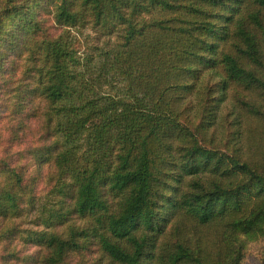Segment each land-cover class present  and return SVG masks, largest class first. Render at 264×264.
<instances>
[{
	"label": "trees",
	"instance_id": "obj_1",
	"mask_svg": "<svg viewBox=\"0 0 264 264\" xmlns=\"http://www.w3.org/2000/svg\"><path fill=\"white\" fill-rule=\"evenodd\" d=\"M23 8L0 29V264H231L264 220V0ZM74 29L112 46L82 57Z\"/></svg>",
	"mask_w": 264,
	"mask_h": 264
},
{
	"label": "rangeland",
	"instance_id": "obj_2",
	"mask_svg": "<svg viewBox=\"0 0 264 264\" xmlns=\"http://www.w3.org/2000/svg\"><path fill=\"white\" fill-rule=\"evenodd\" d=\"M35 3L36 0H0V29L3 31H6L8 29L12 30V27L17 24V20L19 17L16 14H11V9L15 7H23L24 5L23 10H27L29 6L32 7ZM69 38L71 41H76V44L78 45L80 51V55L82 57H87L92 53L95 54L100 49H103V52H106L110 49V46H112V43L110 41H108L106 38H101L98 34L90 29H74L71 31ZM12 53L13 49L4 58H12L15 62L19 61V58H17L18 55H12ZM7 64L8 62L6 63V65ZM99 66V63L95 64V73H97V70L99 72ZM115 84L117 86H120L119 81H116ZM102 90L106 92H113V90L111 91V86L106 85L103 86ZM231 109L232 107L229 106V110ZM0 118V157H5L10 154L9 150L6 147L3 148V146L7 144V138L9 137L7 126L8 124H10V122L5 116H1ZM28 123L29 124H27L26 128L17 129L18 134L23 137L22 141L24 146L32 142L35 137L34 132L37 129L36 126L38 125L36 124L35 120H32V122L29 121ZM225 125H227V122H225ZM47 174L48 171H45L44 180H42L39 184V193H41L42 191L44 193L48 192ZM34 219L35 213L30 214V216H27V223H24V225L33 227L34 224H31V221ZM230 241L232 246L235 248L231 259V264H264V220L251 230L240 231L232 235ZM0 253L4 255L7 253V251L1 250ZM14 264L23 263L15 262Z\"/></svg>",
	"mask_w": 264,
	"mask_h": 264
}]
</instances>
